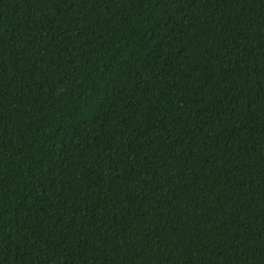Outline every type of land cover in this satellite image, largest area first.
I'll use <instances>...</instances> for the list:
<instances>
[{"label": "trees", "instance_id": "16d2710c", "mask_svg": "<svg viewBox=\"0 0 264 264\" xmlns=\"http://www.w3.org/2000/svg\"><path fill=\"white\" fill-rule=\"evenodd\" d=\"M0 264H264V0H0Z\"/></svg>", "mask_w": 264, "mask_h": 264}]
</instances>
